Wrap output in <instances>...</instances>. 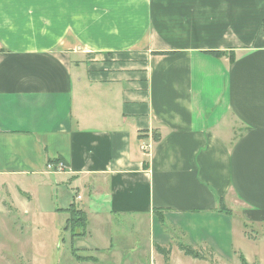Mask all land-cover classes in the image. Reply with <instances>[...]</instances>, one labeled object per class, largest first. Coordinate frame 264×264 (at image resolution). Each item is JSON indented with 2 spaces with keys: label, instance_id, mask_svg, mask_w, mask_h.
I'll list each match as a JSON object with an SVG mask.
<instances>
[{
  "label": "crops",
  "instance_id": "1",
  "mask_svg": "<svg viewBox=\"0 0 264 264\" xmlns=\"http://www.w3.org/2000/svg\"><path fill=\"white\" fill-rule=\"evenodd\" d=\"M13 188L66 231L80 200L86 235L130 217L154 244L173 248L171 225L215 256L263 240L264 0H0V189ZM123 238L92 249L137 250ZM74 242L62 264H143Z\"/></svg>",
  "mask_w": 264,
  "mask_h": 264
},
{
  "label": "rangeland",
  "instance_id": "2",
  "mask_svg": "<svg viewBox=\"0 0 264 264\" xmlns=\"http://www.w3.org/2000/svg\"><path fill=\"white\" fill-rule=\"evenodd\" d=\"M61 169L64 171L65 165H62ZM59 171L61 170H57L56 172ZM15 189L16 188H13L11 190L14 194H12V197L7 195L6 190L0 189V245H2L5 254L11 257L10 263L12 264H60V262L62 264L67 255L71 256L69 253L70 242L74 240L77 247L76 251L79 253V256L89 259L90 257L88 255L96 252V250L92 249L93 245H106L108 235L115 239L118 238L119 241H122L121 243H128L129 241H125L123 237H129L131 239L130 242L137 245V250L134 248H123L119 245L120 242H118L119 248L115 249L111 254L95 253V255L100 258L109 256L119 259L128 254L134 256L136 250L143 264H154V256L155 259H157L156 264H244L240 256L243 253L250 257V259L246 261L248 262L247 264H264V239L255 243H249L246 240L240 239L242 246L238 244V247H235L237 251L236 254L233 252H226L228 254L219 253L218 256H215L213 247L206 248L201 245H195V236H182L179 231L174 230L171 225H168L166 228H168L169 231L167 229V232H169L170 236L172 235L171 238L174 239V242L169 258L166 259L164 255L156 251L155 244L152 243V237L149 231L150 227L146 219L135 226V228H139V230L133 231V218L112 217L110 220L103 218L101 222L104 221L107 224L105 226L107 233L93 230L92 234L88 233L87 235L85 233L86 230L83 227H76L77 225L73 227H68L67 225L69 229L68 232L63 227L56 225L58 221L55 223L49 221V225L43 226L38 222L40 218L33 213L35 212L38 200L29 202L30 200L27 196ZM72 198L71 195L70 199ZM47 203L49 204L50 201ZM59 203L60 202H57L56 198H54L52 204L57 206ZM72 206L75 207L73 208L75 210L84 211V205L80 200L76 205L74 204ZM4 207H10L11 209H8V212H6L4 211ZM16 207L19 211L15 209ZM28 210L31 212L26 214ZM71 213L72 211L69 212V216H71ZM78 216L81 215L78 214ZM29 219H34V223L22 226L23 222ZM98 229L103 230L100 227ZM246 231L252 233L253 229L251 227H246ZM72 232L76 235L82 232L85 234L78 235L73 240ZM179 242L191 246L198 254L197 257L188 256L184 251L175 246Z\"/></svg>",
  "mask_w": 264,
  "mask_h": 264
},
{
  "label": "trees",
  "instance_id": "3",
  "mask_svg": "<svg viewBox=\"0 0 264 264\" xmlns=\"http://www.w3.org/2000/svg\"><path fill=\"white\" fill-rule=\"evenodd\" d=\"M214 54L218 55V56H221L223 54V52L221 51H212ZM233 58V56H231ZM75 207H70L66 210H68L69 212L72 211L71 213V216L69 217L68 219V227H73L75 225H77L76 227H83L84 229H86V225H87V216H86V213L83 211V210H75L73 209ZM9 209V208H8ZM220 209L221 210H226V207L224 206V200L223 198H221L220 200ZM78 214H80L81 216H78ZM85 234L84 232L82 233H77V235L72 232V235L74 237L78 236V235H83ZM178 247L184 251V253L186 255H191L193 257H197V253L196 251L191 247V246H187L185 244H182L181 242L178 243ZM155 249L156 251L161 254V255H164L166 259L169 258V254L171 253V247H164V246H161L160 244H155ZM242 257V260H243V263L245 264L246 263V259L244 258V256L240 255Z\"/></svg>",
  "mask_w": 264,
  "mask_h": 264
},
{
  "label": "built area",
  "instance_id": "4",
  "mask_svg": "<svg viewBox=\"0 0 264 264\" xmlns=\"http://www.w3.org/2000/svg\"><path fill=\"white\" fill-rule=\"evenodd\" d=\"M62 165H64L62 162L58 161V162H48L47 163V169L52 170V171H57V170H61L62 171ZM80 197V196H79Z\"/></svg>",
  "mask_w": 264,
  "mask_h": 264
}]
</instances>
